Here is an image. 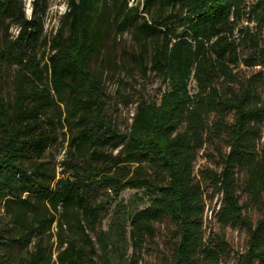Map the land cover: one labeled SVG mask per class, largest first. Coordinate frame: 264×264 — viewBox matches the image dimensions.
Returning <instances> with one entry per match:
<instances>
[{
    "label": "trees",
    "instance_id": "1",
    "mask_svg": "<svg viewBox=\"0 0 264 264\" xmlns=\"http://www.w3.org/2000/svg\"><path fill=\"white\" fill-rule=\"evenodd\" d=\"M128 1L107 24L114 20L123 28L156 0H143L140 9ZM108 2L68 0L48 38L46 0H33L30 17L21 0H0V202L11 222L0 228L4 256L11 258L9 247L19 246L27 253L20 264H101L94 257L95 240L104 250L109 241L102 221L119 192L133 188L149 201L131 213L128 264H138L143 244L164 216L175 224L172 264H217L231 249L223 232L205 236L202 180L210 196L220 195L219 225L247 233L236 264H264V0H161L168 13L143 19L138 30L160 38L150 68L164 87L157 100L137 101L126 131L106 112L101 79L90 70L93 55L103 50ZM245 15L254 28L240 26ZM12 23L18 26L15 35L8 31ZM242 43L252 48L244 64L260 68L239 77L233 66L241 61ZM11 66L14 90L8 100L2 77ZM138 66L146 72L143 60ZM63 128L75 132L62 161L71 172L56 177L48 154ZM207 141L219 169L206 167L197 180L196 153ZM244 204L258 212L255 222ZM54 223L52 261L45 240Z\"/></svg>",
    "mask_w": 264,
    "mask_h": 264
},
{
    "label": "rangeland",
    "instance_id": "2",
    "mask_svg": "<svg viewBox=\"0 0 264 264\" xmlns=\"http://www.w3.org/2000/svg\"><path fill=\"white\" fill-rule=\"evenodd\" d=\"M27 17L32 14L33 0H21ZM105 12L109 14L105 16V24H107L108 16L115 10L117 6L123 3V0H108ZM143 0H129L128 5L139 3V9ZM253 0H247L251 3ZM102 6L98 10H102ZM68 9V0H46V8L44 14V32L50 38L60 25L62 15ZM143 11V10H142ZM169 7L165 9L161 0L155 3L147 11H143L140 17L133 20L132 23L120 28L118 21L111 20L107 24V33L103 35V50L95 53L90 62V70L101 79V91L103 106L108 114L111 115L117 126L126 131L131 123L135 106L140 98L147 100H157L159 98V90L164 87L161 76L150 68L152 64L153 48L160 42V38L149 34H140L138 25L147 19L148 21L155 18L160 13H168ZM248 24L254 28V22L245 15L240 21V26ZM18 26L15 23L9 25V33L15 35ZM2 34L0 30V35ZM259 39L264 42V29L259 33ZM1 40V38H0ZM252 48L248 44H240L237 53L241 59L233 66L234 71L239 77L248 76L260 68V66L250 67L244 64L242 59L247 57ZM44 54H49L47 48ZM143 60L147 70L143 73L138 61ZM14 66L4 68L2 84L3 94L9 100L13 97L14 90ZM63 105H56L55 109H62ZM211 116L210 119H214ZM227 121H232V114L227 116ZM74 131L68 128L58 130V137L54 142L48 154L51 167H54L56 177L66 176L71 170L62 164L65 153L69 147V141ZM75 133V132H74ZM223 149H227L225 143H221ZM88 155V150H83ZM115 152V151H114ZM218 155L216 154L213 144L210 141L198 149L196 159L194 161V176L200 180V171L206 167L219 169ZM204 188L205 207L203 212V230L205 236L223 232L225 238L230 245V256L223 259L217 264H236L238 254L244 251L247 242V233L244 228L239 226H226L222 228L216 217V212L220 203V195L210 196V189L205 182L201 180ZM149 201V195L142 190L133 188H125L121 190L115 198L108 213L102 221V228L109 232L108 249L104 250L95 240L96 254L95 259L101 264H106L109 260L110 264H128L132 255V246L129 238L130 216L136 209L144 207ZM245 201V195L241 194V202ZM244 213L255 222L258 218V212L244 204ZM55 223L52 227V236L47 237L45 243L52 250V258L56 259V238ZM155 232L143 244L138 264H172L173 250L176 241L175 224L167 216L162 217L155 224ZM11 227L9 216L5 214L2 202H0V228ZM13 232V231H12ZM30 247V246H29ZM31 249V247L29 248ZM9 253L11 258H6L3 254L4 250L0 249V264H20L19 258L26 257L25 250H21L19 246H10Z\"/></svg>",
    "mask_w": 264,
    "mask_h": 264
}]
</instances>
